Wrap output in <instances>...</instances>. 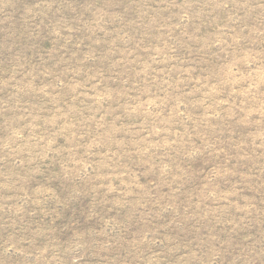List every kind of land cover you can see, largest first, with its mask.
<instances>
[{
	"label": "rangeland",
	"instance_id": "1",
	"mask_svg": "<svg viewBox=\"0 0 264 264\" xmlns=\"http://www.w3.org/2000/svg\"><path fill=\"white\" fill-rule=\"evenodd\" d=\"M0 264H264V0H0Z\"/></svg>",
	"mask_w": 264,
	"mask_h": 264
}]
</instances>
